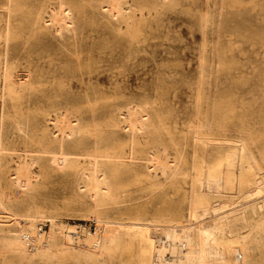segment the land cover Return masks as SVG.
<instances>
[{
  "label": "rangeland",
  "instance_id": "374dc122",
  "mask_svg": "<svg viewBox=\"0 0 264 264\" xmlns=\"http://www.w3.org/2000/svg\"><path fill=\"white\" fill-rule=\"evenodd\" d=\"M114 3L118 10L111 9ZM4 27H10L5 48L17 74L29 70L31 79L17 85L18 96L0 83V264L48 263L28 251L17 259L4 241L21 229L35 231L39 223L45 224L44 234L35 243L47 240L51 222L76 226L82 237L105 228L131 239L121 233L146 219L180 232L209 226L230 212L240 216L246 204L236 198L237 182L226 185L224 161L227 150L240 142L263 170L252 163L247 172L238 161L237 174L241 167L244 177L255 173L264 188V0H0L1 33ZM38 72L44 74L40 80ZM62 99L68 123L74 129L88 125L80 134L65 136L64 150L83 151L72 146L75 135L91 149L97 135L102 146L117 153L102 159L120 161L110 180L115 199L97 207L101 223L91 215V199L85 197V207L75 200L78 193L88 194L83 179L63 168H42L52 155L28 149L44 125L57 133L54 120L40 122L38 112L48 110L55 119ZM92 111L98 129L90 126ZM132 112L142 118L137 131L125 128ZM77 117L83 118L80 126ZM111 117L118 127L104 126ZM30 158L34 163L18 173L19 164ZM220 160L221 192L202 214L193 205V194L203 191L194 171L199 168L204 178ZM20 178L26 186H17ZM253 198L261 202L264 193ZM31 202L43 213L32 229L8 216V211L22 213L21 204ZM252 219L264 223L262 214ZM257 237L255 230L249 234L250 260L264 264V244L259 246ZM130 248L112 250L95 264L135 263L136 241ZM50 260L90 264L68 257Z\"/></svg>",
  "mask_w": 264,
  "mask_h": 264
},
{
  "label": "bare ground",
  "instance_id": "6f19581e",
  "mask_svg": "<svg viewBox=\"0 0 264 264\" xmlns=\"http://www.w3.org/2000/svg\"><path fill=\"white\" fill-rule=\"evenodd\" d=\"M111 9L118 10V5L114 3L111 5ZM10 38V27H4L3 33L0 32V83H3L9 95L18 96L19 90L17 89V85L21 86L30 83L31 73L28 70L26 74H17L18 67L15 64V60H13L12 56L8 54L7 48H5ZM43 76L42 72H38L36 77L40 80ZM62 77L63 75H60V78ZM23 78H25L24 81H22ZM61 86L62 88L64 87L63 82ZM63 103H65V99H62L61 105L59 104L56 107L60 115H57L58 117L55 119L50 118L48 110L38 112L40 122L54 120L53 127L56 128L57 133H54L48 126L44 125L40 128L38 134L33 135V140L30 141L34 147L28 149L36 153L52 155L49 158L48 165H41L42 168H63L69 171L75 178L79 177L83 179V188L88 194L84 196L78 193L74 196L75 200L80 203V206L85 207V197L91 199L93 201L91 215L94 216L97 222L101 223L99 218L101 211L97 207L102 205L107 199H115L111 193L113 187L110 180L118 169L120 161L107 163V160L102 159V157H114L117 153L112 152V146H102L100 138L97 135L93 136L91 149L86 148L85 142L79 135H75L70 142L74 148L82 147L83 151L66 152L64 150L63 142L66 141L65 136H73V133L80 134L82 131L84 132V129L88 125L80 126L83 118L77 117L76 120L80 127L74 129L68 123L65 113L62 112L65 111ZM95 116L96 113L92 111V123L90 126L98 129L100 125L94 121ZM141 120L142 118L139 114L128 113L126 115L125 128L137 131L140 129ZM104 126L116 128L119 126V123L111 117ZM16 129H21L18 124L16 125ZM196 136L199 142L203 145L206 144L201 135L196 133ZM24 145L25 147H29L27 144ZM11 149L16 150L15 147ZM32 159L30 158L29 162L27 160L21 162L17 168V172L24 174L29 169V166L34 163ZM224 161L226 164V185L232 186L234 182H237L240 185V189L236 198L243 199L244 204H246L242 214L238 217L231 215L230 212L216 218L209 226L200 225L196 228L180 230V232L174 230L171 226L156 224L154 221L146 219L130 223L127 230L121 233L125 236H131V239H120L117 234L111 230H105V228L100 232L96 231L93 235L86 234L82 237L77 232L76 226L65 224L56 227L51 222L47 240L35 243L37 238L35 235H31L35 231L31 232L28 228L27 230L21 229L18 233H9L5 236L4 241L15 258L24 259L28 251L31 255H37L39 259L47 261V264H50V259L54 257H57L59 260H64L66 257L78 260L85 259L90 264H95V260L98 257L108 254L112 250L115 252H121L124 249L130 251L133 241H136L135 255L137 261L135 263L129 261L127 264H164L162 257L166 252L172 255L174 264H253L250 260L252 244L248 241L249 234L255 230V234L258 236L255 238V241L259 246L264 244V223L256 221L251 223L254 214L264 215V198L261 202H256V199L258 200L259 198L253 197H260L264 193V188L257 182L255 173L252 172L250 175L252 177L247 178L243 176L241 171L244 166L247 167V172L251 171L252 163L259 170H263V167L251 152L248 153L245 142H240L237 148L228 149ZM238 161L244 165L237 174L235 167ZM221 164L222 161L220 160L208 167L206 177L204 178L201 177L202 173L200 169L195 168L194 174L197 181L203 185V191L193 194V205L196 209H201L200 212L202 214L205 211L203 206L209 202L210 198H216L220 195L223 172L219 169ZM249 185L253 186L251 190L247 189ZM17 186H26V180L20 178ZM20 208L22 213L8 211V216L14 218L16 221L18 220V223L20 222L19 220H23L25 224H29L28 226L31 229L33 222L43 217L42 206L40 204L31 202L21 204ZM191 216L195 217V214L192 213ZM107 223L102 222L103 225ZM244 228H248L247 233L241 232ZM237 243L241 245L238 248L232 245ZM27 244H30L31 247H26Z\"/></svg>",
  "mask_w": 264,
  "mask_h": 264
},
{
  "label": "built area",
  "instance_id": "2783aa9c",
  "mask_svg": "<svg viewBox=\"0 0 264 264\" xmlns=\"http://www.w3.org/2000/svg\"><path fill=\"white\" fill-rule=\"evenodd\" d=\"M44 228H45V224L39 223V225L35 229V233H34L36 238H43ZM162 260H163L164 264H174V259H173L172 255L168 252H166L163 255Z\"/></svg>",
  "mask_w": 264,
  "mask_h": 264
}]
</instances>
